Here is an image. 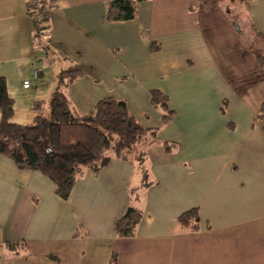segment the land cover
I'll use <instances>...</instances> for the list:
<instances>
[{"label":"crops","instance_id":"0c3cea01","mask_svg":"<svg viewBox=\"0 0 264 264\" xmlns=\"http://www.w3.org/2000/svg\"><path fill=\"white\" fill-rule=\"evenodd\" d=\"M109 1L31 0L30 10L28 0H0V76L14 116L47 114L59 72L74 65L83 74L64 92L80 114L112 97L157 129L129 158L85 168L67 198L0 154V264H110L112 255L114 264H264V119H255L264 69L253 51L264 49V0L240 1L237 19L227 10L245 45H228L204 22L209 0H144L121 21L106 20ZM152 90L168 98L167 123ZM139 154L151 183L135 199ZM129 205L142 218L133 236L119 237ZM194 207L199 228L181 229L178 216Z\"/></svg>","mask_w":264,"mask_h":264},{"label":"trees","instance_id":"16d2710c","mask_svg":"<svg viewBox=\"0 0 264 264\" xmlns=\"http://www.w3.org/2000/svg\"><path fill=\"white\" fill-rule=\"evenodd\" d=\"M141 1L144 0H110L107 3L106 20L134 18ZM28 8L33 9L31 0H28ZM256 35L258 45H263V37L259 33ZM253 51L259 65L264 69V49L254 48ZM82 74L83 71L74 65L60 71L58 87L48 101V113H38L30 124L11 120L15 102L8 92L5 77L0 76V154L10 157L20 169L37 170L49 177L55 184L56 193L63 198L69 196L75 181L85 168L97 171L112 157L129 158L135 143L145 136L155 140L157 134L156 128L141 124L121 99L101 98L96 103L97 109L93 115L80 114L72 106L64 88ZM167 102L168 98L162 92H150V103L160 109L162 123H167L172 115ZM41 103L39 100L35 101L34 109L39 111ZM255 119H264V101ZM162 144L166 149L176 145L166 141ZM136 164L140 182L131 194L132 198L138 199L141 190L151 181L144 165L143 154L136 156ZM141 218L142 209L129 205L117 221V236H133ZM177 223L181 229L197 230V207L181 213ZM114 262L115 255H112L110 264Z\"/></svg>","mask_w":264,"mask_h":264},{"label":"rangeland","instance_id":"374dc122","mask_svg":"<svg viewBox=\"0 0 264 264\" xmlns=\"http://www.w3.org/2000/svg\"><path fill=\"white\" fill-rule=\"evenodd\" d=\"M240 1L242 0H209L212 5L209 6L207 3L203 4V8L201 11H205L203 13V16L206 18L202 17L204 19V22L206 20L207 23L208 19L210 18L212 23H215L217 30L221 33L223 40H225L228 45H237L241 43V41L242 44L245 45L246 41L250 40L246 33L237 35L233 32L231 27L227 25V20H231L229 15L227 14V10H230V13H232L233 17L237 19V16L235 15V9L238 5H240ZM29 113L30 112H28V108L19 110V112L15 114V116H13L11 120L17 121L20 124H30L35 113H32V115H30ZM133 146L140 147L142 146V143H135Z\"/></svg>","mask_w":264,"mask_h":264},{"label":"built area","instance_id":"2783aa9c","mask_svg":"<svg viewBox=\"0 0 264 264\" xmlns=\"http://www.w3.org/2000/svg\"><path fill=\"white\" fill-rule=\"evenodd\" d=\"M33 1H34V0H33ZM27 84H28V81H25V82H24V85H27Z\"/></svg>","mask_w":264,"mask_h":264}]
</instances>
